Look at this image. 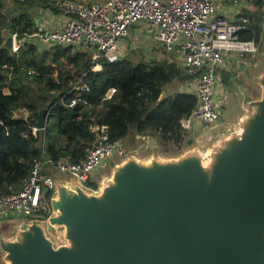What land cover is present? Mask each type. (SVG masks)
Wrapping results in <instances>:
<instances>
[{"label": "water", "instance_id": "water-1", "mask_svg": "<svg viewBox=\"0 0 264 264\" xmlns=\"http://www.w3.org/2000/svg\"><path fill=\"white\" fill-rule=\"evenodd\" d=\"M14 42L8 32L2 46L13 52ZM260 84L262 97L250 104L256 110L209 169L197 155L129 160L100 195L75 178H56L53 214L21 220L15 242L2 237L9 264H264V76ZM46 113L31 124L44 129Z\"/></svg>", "mask_w": 264, "mask_h": 264}, {"label": "trees", "instance_id": "trees-1", "mask_svg": "<svg viewBox=\"0 0 264 264\" xmlns=\"http://www.w3.org/2000/svg\"><path fill=\"white\" fill-rule=\"evenodd\" d=\"M13 1L15 6L10 8L6 0H0V30L9 27L18 41L39 28V18L32 12L35 6L57 11L49 1ZM252 17V21L246 19L248 29L240 37L255 39L260 52L264 44L262 16L253 13ZM4 40L0 33V195L19 191L43 154L82 161L96 141L95 126H107L112 140L129 135L135 141L138 136L140 140L152 137L164 151H169V143L180 146L187 134L195 133L179 126L180 119L192 112L196 95L193 88H183L192 78L182 75L174 61L135 64L125 57L102 62V68L94 71L91 59L78 46L45 49L39 42H25L22 48H31L35 58L41 52L40 59H51L55 65L40 74L25 70L22 62L14 64L11 51L2 46ZM176 81L182 87L171 92L169 86ZM225 81L231 85L229 78ZM111 89L116 91L109 96ZM164 91L167 96L161 100ZM44 108L46 129L33 134L31 120ZM20 112L27 116H17ZM85 186L98 189L92 176ZM53 195V191L47 193L50 202Z\"/></svg>", "mask_w": 264, "mask_h": 264}, {"label": "built area", "instance_id": "built-area-1", "mask_svg": "<svg viewBox=\"0 0 264 264\" xmlns=\"http://www.w3.org/2000/svg\"><path fill=\"white\" fill-rule=\"evenodd\" d=\"M44 1L51 2L64 17L62 24L39 27L19 41L17 33L12 32L13 52H18L25 42H39L46 47L78 46L91 59L94 71L102 68V62L127 57L135 45L126 42L130 38L145 40L147 51L158 44L168 54L176 52L182 62V74L196 84V104L179 121L182 131L212 126L224 118L221 73L226 68L227 56L245 57L258 52L255 39L240 37L248 29L247 20H233L221 14L214 0ZM115 91L111 89L109 96ZM32 127L36 134L38 129ZM93 131L96 141L82 161L46 158L44 154L36 160L19 191L0 195V219L47 220L53 212L47 193L54 192L51 200L56 195L55 173L68 176L69 180L75 178L85 186L111 156H127V143L124 139L112 140L107 126H95ZM149 138L143 137L142 141L148 142ZM3 253L0 246V256Z\"/></svg>", "mask_w": 264, "mask_h": 264}, {"label": "rangeland", "instance_id": "rangeland-1", "mask_svg": "<svg viewBox=\"0 0 264 264\" xmlns=\"http://www.w3.org/2000/svg\"><path fill=\"white\" fill-rule=\"evenodd\" d=\"M6 1L8 7L13 8L15 6L13 0ZM221 2L223 4L225 0H222ZM27 7H29V5H27ZM43 9L44 8L37 5L32 9V12L36 14L38 18H41ZM8 28L9 27H7V29L3 28L0 30L3 39H5L7 33L9 32ZM142 40H133L130 38L126 41L130 45L131 43H135L134 47L128 52V54H126V56L133 63L136 64L142 61L149 62L152 60H156V58H158L159 56L161 57V55L163 54H168L158 44H154L155 46L153 50L151 49L150 51H147L144 44H147V42L145 40ZM43 47L45 49H48V47L46 46ZM73 47L74 49H77V46ZM157 51L158 53H160V55H158ZM11 53L14 58V64H19L22 62L24 69L30 72L45 74L55 66L51 59H40L39 56L41 52H38V54L36 53L38 58H35L33 50L28 46H26L25 48H21L18 52ZM57 75L58 72L55 73V76ZM230 84L231 85L228 84L224 89L223 105L225 106V110L223 112L224 118L220 122L215 125L209 126L204 130L203 128H201V131L197 133L187 134L180 146H175L169 143V145L167 146L169 148V151H164L163 147L159 145H157L155 148H153L152 146L149 147L145 141L143 142L140 139H137L135 141L133 137L134 135H129L126 139H124L127 143L126 145L128 148L127 156L122 158L117 157L116 155L111 156L105 162L103 167L96 170L93 174L92 178L94 179V183L97 184L98 189L93 190L86 186H82L81 188L85 190L88 195L100 193L101 190H103L104 192V188L113 182V178L118 167L129 160H135L141 165H149L153 161L169 162L180 160L187 156L197 155L202 158V163L205 168L209 169L215 159V153L218 152L223 146H225L228 140L233 137H239L241 135L244 123L252 115L253 110H256L255 106L254 108L250 106L251 102L255 101V99H253V96H255L257 99H261L262 97L263 87L259 84H244V88L241 89L240 87L243 84H239L238 79L234 83L230 82ZM237 86H239V88ZM169 87V90L171 92H174L180 89L182 86L180 82H175ZM220 91H223V88H221ZM251 91L253 92V94ZM17 114L20 115L21 112ZM55 176L58 181L69 180L68 176L60 173H55ZM52 214L53 212H51V215ZM2 220L5 221L0 222V242L2 237L4 236L6 240L10 242L17 241L21 235V220L24 219L12 220L11 218H2ZM50 233L55 241H59V243L62 241V230H56ZM0 264H9V260L6 259L5 253L1 254L0 256Z\"/></svg>", "mask_w": 264, "mask_h": 264}, {"label": "crops", "instance_id": "crops-1", "mask_svg": "<svg viewBox=\"0 0 264 264\" xmlns=\"http://www.w3.org/2000/svg\"><path fill=\"white\" fill-rule=\"evenodd\" d=\"M214 1L219 8V12L221 14L228 16L230 19L236 20L237 17L240 16V14H247L248 17L243 19L249 18L251 20L252 18L253 20L252 14L258 13L259 17L262 16V22L264 25V0H225L223 4L221 2L222 0H214ZM63 19L64 17L58 11L53 12L48 9H43L42 17L39 18L38 20V26L39 27H43L47 25L60 26L63 22ZM158 55H160V53H158ZM165 60L170 63L174 61L181 72L182 62L179 59L178 54L176 52L170 54H163L161 55V57L159 56L158 58H156L157 62H161ZM263 76H264V44L262 46L261 51L258 52L255 56L248 55L245 57H239L238 55H232V54L227 56L226 68L221 73V78H222L221 83L223 84L224 89L228 85V83L225 81L226 78H229V83L230 82L234 83L238 79L239 84L241 85L243 84L240 87V89L244 88L245 86L244 84H249V85L259 84L261 86L260 82ZM184 85L185 86H183V88L187 90H191L192 88L194 89L196 86L195 82H193V80L191 79L189 81H186ZM237 87L239 88V86ZM253 99L256 100L257 98L253 96ZM23 113L25 112H22L21 114ZM201 128L202 127L196 128L194 132L197 133L201 131ZM138 139H140L139 136ZM2 221L4 222L5 220L0 219V222Z\"/></svg>", "mask_w": 264, "mask_h": 264}, {"label": "bare ground", "instance_id": "bare-ground-1", "mask_svg": "<svg viewBox=\"0 0 264 264\" xmlns=\"http://www.w3.org/2000/svg\"><path fill=\"white\" fill-rule=\"evenodd\" d=\"M85 158H86V157H85ZM101 192L103 193V190H101ZM101 192H100V193H96L95 195H100V194H102Z\"/></svg>", "mask_w": 264, "mask_h": 264}]
</instances>
